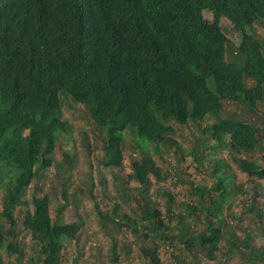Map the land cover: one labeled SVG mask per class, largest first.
I'll return each mask as SVG.
<instances>
[{
	"label": "trees",
	"instance_id": "16d2710c",
	"mask_svg": "<svg viewBox=\"0 0 264 264\" xmlns=\"http://www.w3.org/2000/svg\"><path fill=\"white\" fill-rule=\"evenodd\" d=\"M222 20L240 37L229 53ZM257 21L264 24V0H0V264L4 253L22 256L14 242L19 213L36 248L27 264H60L65 241L75 239L82 225L51 218V198L41 190L25 199L32 182L54 164L59 136L72 135L60 95L85 107L104 131L102 168L122 167L127 130L137 141L127 180L137 184L136 210L129 205V212H118L114 204L102 212L94 203L99 227L109 235L110 264L128 255L115 237L126 230L148 264H162L159 249H175L174 242L186 254L173 256L177 264H224L221 251L228 259L238 255L243 264H264V247L252 230L238 225L242 237L235 228L227 230V202L247 191L226 174L223 160L211 161V189L218 194L195 186L197 199L178 213L169 192L162 193L163 210L149 193L163 177L154 157L162 149L181 151L171 139L172 122L192 121L206 137L203 150L212 142L211 148L228 150L247 176L264 179V46L254 34ZM227 102L243 104L249 116L227 111ZM258 148L261 162L237 158ZM60 162L55 166L67 199L65 174L70 176L73 154L66 150ZM252 200L245 220L264 238V211Z\"/></svg>",
	"mask_w": 264,
	"mask_h": 264
},
{
	"label": "rangeland",
	"instance_id": "374dc122",
	"mask_svg": "<svg viewBox=\"0 0 264 264\" xmlns=\"http://www.w3.org/2000/svg\"><path fill=\"white\" fill-rule=\"evenodd\" d=\"M203 17L208 21L212 19L209 12H203ZM221 27L230 42L227 46V53H229L235 50L240 37L232 31L226 20L221 21ZM253 30L264 46V24L257 21ZM60 99L62 103L61 116L72 128V135L70 138L59 136L56 150L52 155L54 164L41 174L39 180L32 182L31 187L25 193V199L30 202L34 190H41L42 195L48 194L51 198V218L60 217L65 223L79 221L82 224L75 239L65 241L60 264H110L107 261L108 249L110 248L109 235H106L99 227V218L96 214L97 211L94 209V203L97 205L98 211L102 212H110L114 204L120 205L118 212H129V205L136 210L135 188L137 184L134 182L127 184V180L128 175L131 174L130 156L134 154L132 146H136L137 141L132 132L127 130L124 146L125 158L122 167L117 169L102 168L100 161L102 159L104 131L95 127L87 116L85 107L75 104L65 95H60ZM259 105L260 108L263 107V104ZM225 109L238 114L240 117L242 116V118L244 115V117L249 116L243 104L227 102L225 103ZM251 118L255 119L257 124H260L259 117ZM172 126L174 133L171 135V139L177 142L181 151L171 153L162 149L161 155L154 157L155 162L163 171V177L162 180L153 183L151 186L149 193L152 200L163 210L166 198L162 197V193L169 192L174 198V202L171 204L172 212L178 213L183 209V205L192 204L197 199V196L193 193V187L195 186H204L212 195L218 194L217 191L211 189L216 182L211 161L213 159L223 160L228 164V169H225L226 174L233 176L234 183L243 186L247 191L245 194L231 197L230 201L227 202H231V207L226 213L227 230L232 233L231 229L235 228V236L242 237L243 232L237 231L236 227L238 225L243 228L246 227L254 232V241L257 245L264 247V238L260 237L257 225L253 222L248 223L245 220L250 216L248 212H245L246 205L253 201L252 198H254L255 205L261 207L264 211V179L258 180L247 176L232 160L228 150L222 147L211 148L213 146L212 142L208 141L205 144L206 149L203 150L200 142L206 137L192 121L184 125L172 122ZM66 150L73 154V168L69 174L70 176L65 174L68 181L65 184L67 199H64V189L61 186V182L64 181L61 177V170L55 166V163L61 161L63 152H66ZM261 153L262 149L258 148L250 154H238L237 158L249 162L252 160L261 162ZM64 160H62V163L60 162L63 165H65ZM88 176L91 177L93 182L91 196L94 199H91L88 194ZM119 192L122 193L121 197L118 195ZM126 197L130 200L127 199V201ZM125 201H127V205ZM237 208H243V213L239 212ZM241 219L242 221H240ZM16 222L17 229L14 242L22 248V256L4 253L5 264H27L30 258L36 254L31 235L22 226V213L17 215ZM188 222L193 224L191 219ZM196 223L199 228V223ZM115 237L119 242H123L129 248V251L124 260H121V257H123L121 254L118 255V262L114 264H148L141 256L136 239L129 231L117 232ZM174 244H176L175 249L167 245L159 249L162 264H177L173 259L176 254L186 257V254L180 250L181 244L176 242ZM222 253L223 251L218 253V259L221 263L243 264L238 255L228 259ZM201 264H215V262L201 259Z\"/></svg>",
	"mask_w": 264,
	"mask_h": 264
}]
</instances>
